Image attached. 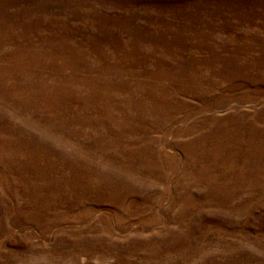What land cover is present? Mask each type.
Here are the masks:
<instances>
[{"label":"rangeland","instance_id":"374dc122","mask_svg":"<svg viewBox=\"0 0 264 264\" xmlns=\"http://www.w3.org/2000/svg\"><path fill=\"white\" fill-rule=\"evenodd\" d=\"M0 264H264V0H0Z\"/></svg>","mask_w":264,"mask_h":264},{"label":"bare ground","instance_id":"6f19581e","mask_svg":"<svg viewBox=\"0 0 264 264\" xmlns=\"http://www.w3.org/2000/svg\"><path fill=\"white\" fill-rule=\"evenodd\" d=\"M104 173V172H103ZM103 175V174H102ZM98 231H100V230H98Z\"/></svg>","mask_w":264,"mask_h":264}]
</instances>
